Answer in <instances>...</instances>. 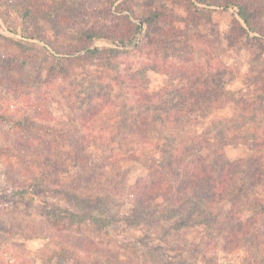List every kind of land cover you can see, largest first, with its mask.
<instances>
[{
	"label": "rangeland",
	"instance_id": "obj_1",
	"mask_svg": "<svg viewBox=\"0 0 264 264\" xmlns=\"http://www.w3.org/2000/svg\"><path fill=\"white\" fill-rule=\"evenodd\" d=\"M34 1L38 3L31 4L32 13L26 16V0H0V264H181L178 254L188 264H210L211 259L216 264H243L246 252L242 250L229 252L214 243L204 246L201 226L186 229L181 238L171 236L166 245L159 229L128 221L134 213L128 186L147 173L153 159L124 154L116 144L103 141L92 139L81 147L84 150L72 142L88 132L79 119L81 106L71 96L74 90L82 93L76 75L84 69L96 73L101 67L70 63L68 58L95 47H114L104 38L91 42L84 33L101 31L110 37L136 36L135 45L120 47L118 63L124 70L146 67L151 92L187 85L189 80L181 76L184 69L202 71L196 81L207 75L220 79L223 89L215 88L217 102L188 118L183 115L185 131L201 134L213 122L235 115L240 101L255 95L258 85L251 82L250 73L252 67L262 69L254 55L259 51L264 58V36L254 33L262 39L260 50L252 45L255 41L239 38L232 11L221 6L224 0ZM145 17L156 23L157 45L142 46L148 29ZM155 53L160 56L156 58ZM149 64L168 66L173 77ZM61 65H69L74 74L65 78L51 73L52 67L58 71ZM79 80L88 81L81 75ZM127 93L120 88L115 91L123 101L129 98ZM215 148L223 149L231 160L248 153L246 143L232 139L217 142ZM202 149L209 153L212 147ZM72 153L82 157L84 166L54 173L47 183L33 187L32 195L18 197L16 187H29L26 178L44 171V155L60 159L67 167ZM26 157L30 169L23 161ZM60 189L105 193L107 201L99 213L110 225L96 230L92 224L70 226L59 221L55 205L74 209L65 196L55 192ZM75 237H86L99 249H88L87 243ZM196 245L201 246L200 252L194 249Z\"/></svg>",
	"mask_w": 264,
	"mask_h": 264
},
{
	"label": "trees",
	"instance_id": "obj_2",
	"mask_svg": "<svg viewBox=\"0 0 264 264\" xmlns=\"http://www.w3.org/2000/svg\"><path fill=\"white\" fill-rule=\"evenodd\" d=\"M26 1L24 15L29 16L32 13L31 4L38 2ZM34 6L40 9L38 4ZM221 6L232 11V25L238 32V37L255 41L252 45L260 50L263 47L262 39L254 33L264 36V22L261 21L264 0H224ZM143 20L148 29L142 46L147 43L157 45L160 36L153 31L157 27L156 23L151 17ZM84 33L91 42L96 38H104L114 47L87 49V45L85 53L71 54L68 58L70 63H98L101 67L96 71L97 74L91 69H84L76 75L77 86L80 85L82 93H75L74 90L71 96L81 106L78 108L79 119L88 132L72 138V142L81 148L86 147L87 142L92 139L103 141L108 145L116 144L117 149L124 154L133 153L153 159L147 173L128 186L127 195L134 205V213L128 221L137 224L145 222L159 229L160 240L166 245L170 244L171 236L181 238L186 229L201 226L204 229L201 239L204 246L214 243V247L229 252L242 250L246 252L243 264H264L262 52L257 51L254 55L262 69L252 67L253 72L250 73L251 82L258 85L255 95L241 100L232 117L219 119L207 127L205 132L193 134L185 131L183 115L188 118L217 102L219 91H215V88L223 89L220 79L207 75L196 81L201 77L202 71L184 69L181 76L189 80L187 85L178 88L174 84L171 90L151 92L146 67L135 69L131 66L124 70L118 63L119 53L123 51L120 47L135 45L136 36L124 39L110 37L108 33L103 34L101 31L88 30ZM173 48L177 50L178 47ZM155 54L156 58L160 56L159 53ZM147 67L173 77L168 66L164 68L149 64ZM50 70L65 78L74 74L69 65H61L58 71L53 67ZM177 72L178 70L175 73ZM80 75L88 79L87 83L79 80ZM83 82L84 85H81ZM117 88L127 90L129 98L126 101L116 96ZM72 107L76 108L74 105ZM203 134L207 137L203 138ZM227 139L246 143L247 155L231 160L223 149L215 148L217 142ZM206 146L212 147L209 153L202 149ZM126 147L131 149L128 151ZM69 155L72 159L67 167L65 163H62L64 166L61 165L60 159L44 155V171L26 178L29 187H16L18 197L32 195L33 187L47 183L54 173L60 174L69 171L70 167L84 166L85 162L77 153ZM26 158L23 161L30 169V159ZM55 192L65 196L74 205V209L58 205L53 207L59 221H66L70 226L92 224L96 230L110 225V220L99 213L101 205L107 201L105 193H83L75 189H60ZM226 203L229 204L227 208ZM75 238L83 245L87 243L88 249H99L98 245L86 237ZM190 248L192 247L188 249ZM194 249L200 252L201 246L196 245ZM181 256L177 255L180 263L188 264L189 261ZM209 263L216 264L214 259ZM92 264L99 262L94 261Z\"/></svg>",
	"mask_w": 264,
	"mask_h": 264
}]
</instances>
